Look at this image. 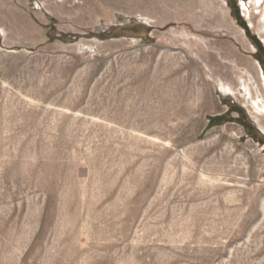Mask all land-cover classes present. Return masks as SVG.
<instances>
[{
	"label": "rangeland",
	"instance_id": "374dc122",
	"mask_svg": "<svg viewBox=\"0 0 264 264\" xmlns=\"http://www.w3.org/2000/svg\"><path fill=\"white\" fill-rule=\"evenodd\" d=\"M0 264H264V0H0Z\"/></svg>",
	"mask_w": 264,
	"mask_h": 264
},
{
	"label": "bare ground",
	"instance_id": "6f19581e",
	"mask_svg": "<svg viewBox=\"0 0 264 264\" xmlns=\"http://www.w3.org/2000/svg\"><path fill=\"white\" fill-rule=\"evenodd\" d=\"M257 2H260V0H256Z\"/></svg>",
	"mask_w": 264,
	"mask_h": 264
}]
</instances>
